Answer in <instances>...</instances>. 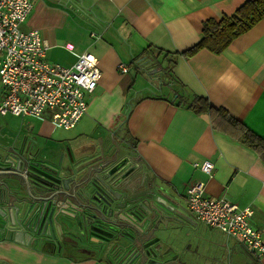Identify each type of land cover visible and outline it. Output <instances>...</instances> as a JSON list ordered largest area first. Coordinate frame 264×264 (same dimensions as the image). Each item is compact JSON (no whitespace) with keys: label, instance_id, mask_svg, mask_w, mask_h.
<instances>
[{"label":"crops","instance_id":"crops-1","mask_svg":"<svg viewBox=\"0 0 264 264\" xmlns=\"http://www.w3.org/2000/svg\"><path fill=\"white\" fill-rule=\"evenodd\" d=\"M243 1L36 0L21 28L39 31L47 59L70 65L88 51L101 76L70 132L45 115L23 117L19 126L0 122L11 133L36 138L65 167L82 157L102 162L116 149L120 158L128 142L130 161L144 174L133 191L144 187L146 175L155 196L163 193L169 201L175 195L182 206L181 220L169 222L171 234L154 233L172 249V263L264 264V256L251 253L238 238L198 222L185 199L187 187L203 181L208 198L249 206L250 223L264 237V162L237 132L208 113L193 112L177 96L205 97L264 138V18L218 53L201 48L181 54L201 38L203 21L232 13ZM166 61L170 75L160 76ZM133 63H141L140 70ZM204 160L213 163L212 176L193 165ZM0 264L112 263L98 253L74 257L11 234L0 242Z\"/></svg>","mask_w":264,"mask_h":264},{"label":"water","instance_id":"water-1","mask_svg":"<svg viewBox=\"0 0 264 264\" xmlns=\"http://www.w3.org/2000/svg\"><path fill=\"white\" fill-rule=\"evenodd\" d=\"M157 73L162 76L164 72ZM27 139L0 141V208L6 229L55 231L58 243L65 236L76 245L97 231L106 242L99 251H78L69 243L75 251L67 250V254L81 257L99 252L112 264L172 263L168 254L172 249L163 251L164 241L154 233L168 230L171 234L174 228L169 222L181 220L182 206L175 195L167 201L163 193L155 196L152 187L148 193L127 187L121 175L127 164L117 163L119 149L112 157H102V162L82 157L65 167L37 139ZM143 202L154 213L149 218L134 214ZM59 216L74 219H56ZM152 236L155 244H144Z\"/></svg>","mask_w":264,"mask_h":264},{"label":"built area","instance_id":"built-area-1","mask_svg":"<svg viewBox=\"0 0 264 264\" xmlns=\"http://www.w3.org/2000/svg\"><path fill=\"white\" fill-rule=\"evenodd\" d=\"M35 1L0 0V114L42 119L49 113L53 125L70 129L86 112V95L95 88L101 71L88 51L70 65L47 59V43L39 31L21 28ZM118 67L127 71L124 64ZM193 165L212 176L211 161ZM204 186L198 180L186 189V205L195 219L264 256V237L250 223L251 208L238 207L223 197L210 199L204 195Z\"/></svg>","mask_w":264,"mask_h":264},{"label":"trees","instance_id":"trees-1","mask_svg":"<svg viewBox=\"0 0 264 264\" xmlns=\"http://www.w3.org/2000/svg\"><path fill=\"white\" fill-rule=\"evenodd\" d=\"M264 18V0H245L232 13L222 15L219 19L209 18L203 21L201 38L191 47L181 52L182 55H190L201 48H207L213 52H220L238 35L248 30L252 25ZM170 54H166L168 57ZM135 68H141L133 63ZM162 63H159L161 65ZM171 63L161 66L163 76L170 75ZM188 109L195 113H208L211 118L221 121L233 133H238V140L253 149L264 162V138L245 127L239 120L231 116L223 107H213L205 97L193 95L189 100H183ZM213 120V119H211ZM214 121V120H213Z\"/></svg>","mask_w":264,"mask_h":264},{"label":"flooded vegetation","instance_id":"flooded-vegetation-1","mask_svg":"<svg viewBox=\"0 0 264 264\" xmlns=\"http://www.w3.org/2000/svg\"><path fill=\"white\" fill-rule=\"evenodd\" d=\"M9 137H14V138H17V139H21L22 136L19 135V133H11L9 130L6 129V127L0 122V141L5 144L6 141L8 140ZM32 137L28 138L27 140L31 139ZM34 138V137H33ZM36 139V138H35ZM32 140V139H31ZM42 147L44 148L43 144H42ZM123 153H125V155L123 154L118 160H117V163L118 162H122L124 161L125 163L124 164H127L126 167L122 170L121 172V175H123V180L125 181V185L129 188H131V190L133 189H136L137 187L134 188V185L136 184V181H137V184L140 183V179L139 178H144V174L140 171V168L135 165L134 166V163L130 161V148H127L125 145H122L121 148ZM44 150H48L45 149ZM49 151V150H48ZM43 180H47L45 177H41ZM145 181L146 184L144 185V187L140 188L138 191H134L135 193L139 192V191H144L146 193H148L150 191V182H149V179L147 178V176L145 175ZM140 186V185H139ZM123 197V195H121ZM141 205L143 207H139L138 209H134L136 212L134 213L136 215V217L138 218V216H142L143 218L145 216H147L149 218L150 216V213L151 215H154L153 212H148V204H144L141 203ZM13 218V216L11 217ZM3 219H6L5 218V215H3V210L0 208V242H2L4 240L5 237H8L10 236L11 234L15 235V236H20V235H23L27 237L28 241L30 243H33L35 245L37 244H40V245H44V246H49V247H55L57 248L58 250H62L64 252H66L67 250H70V251H75L73 249V246L71 245H74L75 247H77V250L78 251H83V252H88V251H91L93 249L99 251V248H100V244H104L106 243L103 239H101L99 236L102 234L97 232V231H93L91 235H89V238L87 241H82L81 243L79 244H75L74 242H71L69 238L63 236L64 239H62V241L60 243L57 242V240H55L53 238V236L56 234V232L54 231H49V230H46V231H42V230H38V229H34V230H31L30 233H26L25 231H23L21 233V230L19 228H16V229H13V230H8L5 228V222ZM56 219H74V218H68V217H64V216H59L57 217ZM93 219H96V218H93ZM115 219H118V218H115ZM18 231V232H17ZM115 233V232H113ZM154 236L150 237V238H147L145 241H144V244H148L147 246H153V244L155 243H151L152 239H153ZM65 242H68L67 244H64ZM69 243H71V245H69ZM162 243V242H161ZM163 244V243H162ZM169 247H166L164 244H163V251L164 250H168ZM96 251V252H97ZM99 254V252H97ZM102 257H104V254H100ZM173 256V255H171ZM170 260L171 262L174 261L172 259V257H170ZM166 264V263H165ZM169 264H174V263H169Z\"/></svg>","mask_w":264,"mask_h":264},{"label":"rangeland","instance_id":"rangeland-1","mask_svg":"<svg viewBox=\"0 0 264 264\" xmlns=\"http://www.w3.org/2000/svg\"><path fill=\"white\" fill-rule=\"evenodd\" d=\"M147 77V79L145 78V80L146 81H148V82H152L153 80H152V78L151 77H149V76H146ZM139 78V77H138ZM137 82L140 84L141 83V79H137ZM148 85V84H147ZM45 116H47V117H50V115H49V113L48 114H44ZM23 117H28V116H17V115H12V114H9V113H7L6 115H0V119H3L9 126H19V124L21 125V123H22V120H24L25 118H23ZM29 117H31V116H29ZM59 129H62V128H59ZM63 130V129H62ZM64 131H68V132H70L71 131V128L69 129V130H64ZM124 145L127 147V148H129V144H128V142H124ZM242 248H245L244 246H241ZM187 249V247H185V250ZM189 250H191V249H189ZM224 251H223V258H226V255H225V253H226V251H225V248L223 249ZM245 253V252H244ZM245 255L247 256V257H249L248 256V254H246L245 253ZM236 260V259H235ZM223 261H226L225 259L223 260ZM227 263V262H226ZM228 264H230V263H228Z\"/></svg>","mask_w":264,"mask_h":264}]
</instances>
